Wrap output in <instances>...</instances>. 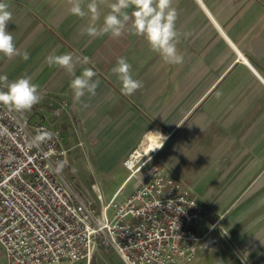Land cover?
<instances>
[{
    "label": "crops",
    "instance_id": "1",
    "mask_svg": "<svg viewBox=\"0 0 264 264\" xmlns=\"http://www.w3.org/2000/svg\"><path fill=\"white\" fill-rule=\"evenodd\" d=\"M3 2L13 14L8 31L30 58L0 53V75L9 82L27 76L39 85L43 99L25 115L66 132V147L75 146L99 177L91 186L107 201L115 193L126 198L136 182L123 162L141 146L139 153H153L204 205L196 228L202 240L192 264H245L227 239L239 250L246 241V264H264V0H175L183 65L164 62L144 37L133 34L131 21L119 38H93L81 34L88 19L72 15L67 0ZM109 10L102 7L98 24ZM64 53L90 58L76 75L83 67L97 72L94 97L76 101L73 77L62 67L48 66L47 56ZM120 57H127L134 78L143 82L132 96L121 93V82L111 72ZM157 132L167 137L159 149ZM73 187L96 201L84 182ZM245 192L254 193L247 221L232 213ZM108 252H97L91 264L96 259L112 264L109 256L124 264ZM0 264H7L1 245Z\"/></svg>",
    "mask_w": 264,
    "mask_h": 264
},
{
    "label": "built area",
    "instance_id": "2",
    "mask_svg": "<svg viewBox=\"0 0 264 264\" xmlns=\"http://www.w3.org/2000/svg\"><path fill=\"white\" fill-rule=\"evenodd\" d=\"M40 130L54 135L35 145ZM65 135L0 104V245L7 264H91L99 250L124 264L195 261L205 208L183 180L153 153L134 151L123 162L136 182L133 192L105 201L93 184L98 208L65 178L71 150ZM59 162L64 168L57 173Z\"/></svg>",
    "mask_w": 264,
    "mask_h": 264
},
{
    "label": "clouds",
    "instance_id": "3",
    "mask_svg": "<svg viewBox=\"0 0 264 264\" xmlns=\"http://www.w3.org/2000/svg\"><path fill=\"white\" fill-rule=\"evenodd\" d=\"M70 5V13L81 19H88L87 26L81 30V34L89 37H103L111 35L113 38L121 37L129 28L136 36L146 39L153 52L159 54L164 62L169 65H183L184 56L177 50L180 42V32L177 29L179 16L174 6L175 0H67ZM102 7L110 9L103 16V23L98 24L101 18ZM12 12L9 5L0 0V53L6 57L22 56L27 61L30 56L27 51L20 53L14 43L13 35L8 31V24L12 20ZM49 67H62L67 74L73 77L70 88L76 101H80L86 94L95 96L99 87V80H94L98 74L92 67H83L81 74L76 75L78 66L91 63L88 56L74 57L72 53L49 55L46 58ZM133 66L127 57L118 58L111 72L121 82V93L132 96L143 87V82L134 78ZM6 89V90H5ZM217 97L221 95L217 92ZM43 99L39 91V85L31 81L30 77H21L9 82L7 75H0V104L7 106L18 113H26L33 109ZM87 107V104L84 105ZM159 141L155 149L162 148L167 137L157 132L154 133ZM53 133L46 130L38 131L33 138V143L39 145L53 137ZM64 162H59L56 172H62ZM223 218V217H222Z\"/></svg>",
    "mask_w": 264,
    "mask_h": 264
},
{
    "label": "rangeland",
    "instance_id": "4",
    "mask_svg": "<svg viewBox=\"0 0 264 264\" xmlns=\"http://www.w3.org/2000/svg\"><path fill=\"white\" fill-rule=\"evenodd\" d=\"M20 114L22 116H26L25 113H20ZM81 144L82 143H80L79 146H81ZM78 152H79V150H75V146L70 150V153H69L70 165L64 169L65 178L68 179V180H70V181H74L73 182V185L74 186H75V183H83L84 182L85 185L88 186V188L91 187L92 191L94 190L93 192L91 191L90 193L92 195L94 194V196L96 197V195H95L96 194V191L91 186V182L94 179H97L98 180L99 177L96 176V174L94 175V171L92 170V167H90V165L87 163V161L84 160L83 157H82V155H79ZM75 156H77L79 158L77 161L75 160L76 159ZM106 188L109 190V189H112L113 186L112 185H108V186H106ZM258 195H260V193L257 192L256 193V196H258ZM253 199H254V193L253 192H249V193L248 192H245V194L242 197L241 206L234 208L232 213L235 214V215H238L237 218H239L241 220H244L245 219V221H247L246 218H247L250 210L252 212L254 211L253 204H252V206L249 204V202L251 200L253 202ZM105 201H107V200H105ZM95 205L98 208L100 206V203L98 202L97 199L95 201ZM239 226L241 227L242 224H239ZM237 228H238V225L236 226V229H235V230L238 231ZM227 229L231 232L232 226L231 225L227 226ZM240 231H241V229H240ZM225 243L230 248V250L233 252V254L235 255V257H237L240 261L244 262L245 264L247 263V254H246V249L244 248L245 246H247L246 245V241L244 243L245 246H243V248H241L242 250H239L238 246H236L229 239H227V241H225ZM99 251L101 252V250H99ZM99 251H98V253H100ZM104 251L108 252L107 250H104ZM109 258H110L112 264H121L120 261H116L115 260L116 261L115 262L114 260H112V258L110 256H109ZM95 264H101V261L99 262L96 259L95 260Z\"/></svg>",
    "mask_w": 264,
    "mask_h": 264
},
{
    "label": "bare ground",
    "instance_id": "5",
    "mask_svg": "<svg viewBox=\"0 0 264 264\" xmlns=\"http://www.w3.org/2000/svg\"><path fill=\"white\" fill-rule=\"evenodd\" d=\"M141 148V146L136 150L137 155H142L141 153L138 152V150ZM146 153V152H145Z\"/></svg>",
    "mask_w": 264,
    "mask_h": 264
}]
</instances>
